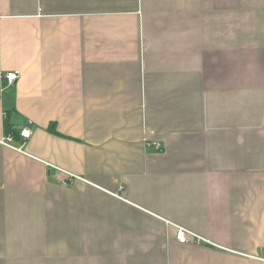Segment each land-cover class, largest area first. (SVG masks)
Returning a JSON list of instances; mask_svg holds the SVG:
<instances>
[{"label": "crops", "instance_id": "crops-1", "mask_svg": "<svg viewBox=\"0 0 264 264\" xmlns=\"http://www.w3.org/2000/svg\"><path fill=\"white\" fill-rule=\"evenodd\" d=\"M0 264H264V0H0Z\"/></svg>", "mask_w": 264, "mask_h": 264}, {"label": "built area", "instance_id": "built-area-1", "mask_svg": "<svg viewBox=\"0 0 264 264\" xmlns=\"http://www.w3.org/2000/svg\"><path fill=\"white\" fill-rule=\"evenodd\" d=\"M20 73L19 72H8L6 73L4 80L8 82L9 85H13L16 83V81L19 79ZM32 136V132L29 128H24L20 131L19 137L23 140H27ZM14 140V137L12 135H9L5 141H3L4 145L11 146V142ZM158 148L160 146L158 145ZM52 169H55L59 174L65 175V179L61 181V185L64 187H69V184L72 183L75 179H77L76 176H74L72 173L64 171L58 167L51 166ZM176 229L175 233V239L180 244L183 245H190V244H202V243H208L210 242L208 240H204L202 237L197 235L196 233L192 232L191 230H187L184 227L174 225Z\"/></svg>", "mask_w": 264, "mask_h": 264}, {"label": "trees", "instance_id": "trees-1", "mask_svg": "<svg viewBox=\"0 0 264 264\" xmlns=\"http://www.w3.org/2000/svg\"><path fill=\"white\" fill-rule=\"evenodd\" d=\"M5 127L7 128V132L10 133V135H12L14 138L19 136V134L15 133L13 131V127L11 125V121H7L6 124H5Z\"/></svg>", "mask_w": 264, "mask_h": 264}]
</instances>
